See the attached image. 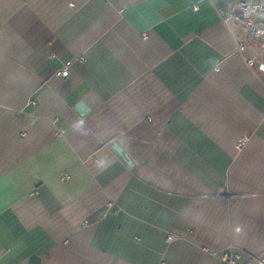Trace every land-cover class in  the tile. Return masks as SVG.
<instances>
[{
  "label": "crops",
  "instance_id": "crops-1",
  "mask_svg": "<svg viewBox=\"0 0 264 264\" xmlns=\"http://www.w3.org/2000/svg\"><path fill=\"white\" fill-rule=\"evenodd\" d=\"M235 1L0 0V264L264 250V71Z\"/></svg>",
  "mask_w": 264,
  "mask_h": 264
},
{
  "label": "built area",
  "instance_id": "built-area-1",
  "mask_svg": "<svg viewBox=\"0 0 264 264\" xmlns=\"http://www.w3.org/2000/svg\"><path fill=\"white\" fill-rule=\"evenodd\" d=\"M223 21L231 27L236 21L247 30V35L234 33L236 50L243 53L247 48L257 47L254 54L244 56L245 63L257 71H264V60L259 50L264 51V0H236L230 9H220ZM69 64L55 71V75L68 76ZM169 239L172 235H169ZM219 264H264V250L259 253L244 254L235 246H228L217 253Z\"/></svg>",
  "mask_w": 264,
  "mask_h": 264
},
{
  "label": "water",
  "instance_id": "water-1",
  "mask_svg": "<svg viewBox=\"0 0 264 264\" xmlns=\"http://www.w3.org/2000/svg\"><path fill=\"white\" fill-rule=\"evenodd\" d=\"M82 107H83V108H82ZM85 109H86L85 106H84L83 104H81V109H80V111L82 112V111H84ZM115 149L119 152V154L124 155L123 150L121 149V147H119V146H115Z\"/></svg>",
  "mask_w": 264,
  "mask_h": 264
}]
</instances>
